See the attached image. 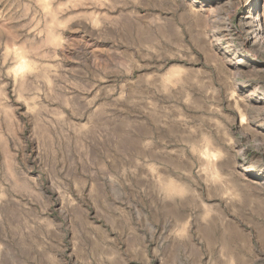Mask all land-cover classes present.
<instances>
[{
	"label": "rangeland",
	"instance_id": "rangeland-1",
	"mask_svg": "<svg viewBox=\"0 0 264 264\" xmlns=\"http://www.w3.org/2000/svg\"><path fill=\"white\" fill-rule=\"evenodd\" d=\"M231 263L264 264V0H0V264Z\"/></svg>",
	"mask_w": 264,
	"mask_h": 264
},
{
	"label": "bare ground",
	"instance_id": "bare-ground-1",
	"mask_svg": "<svg viewBox=\"0 0 264 264\" xmlns=\"http://www.w3.org/2000/svg\"><path fill=\"white\" fill-rule=\"evenodd\" d=\"M170 81V80H169ZM170 83H172V82H170ZM173 84H175V83H173ZM167 86V85H166ZM244 120V119H243ZM207 147V146H206ZM208 149V148H207ZM208 152H209V150H208ZM209 155V154H208ZM206 156V155H205ZM209 157V156H208ZM212 158V157H211ZM212 162V161H211ZM232 193V192H231ZM234 196V195H233ZM233 199V198H232ZM205 214V213H204ZM206 218H208V217H206ZM188 222V221H187ZM244 234V233H243ZM223 238V237H222ZM242 241V240H241ZM223 242V241H222ZM214 243V242H213ZM229 250V249H228ZM232 264V263H231Z\"/></svg>",
	"mask_w": 264,
	"mask_h": 264
}]
</instances>
